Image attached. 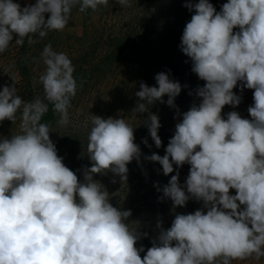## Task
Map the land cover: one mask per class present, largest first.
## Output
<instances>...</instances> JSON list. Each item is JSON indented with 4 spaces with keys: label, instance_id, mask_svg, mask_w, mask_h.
<instances>
[{
    "label": "clouds",
    "instance_id": "9594fccd",
    "mask_svg": "<svg viewBox=\"0 0 264 264\" xmlns=\"http://www.w3.org/2000/svg\"><path fill=\"white\" fill-rule=\"evenodd\" d=\"M116 2L130 6L129 0ZM108 4L36 0L21 7L0 0V53L14 37L17 45L25 38L32 44L36 34L43 38L49 31H63L77 5L84 13ZM184 6L194 14L184 27L180 49L205 81L195 92L201 102L182 114L165 155L144 159L158 162L165 176L173 173V165L189 164L184 185L177 172L158 190L174 208L195 199L207 211L176 214L167 229L158 222L159 234L141 258L145 249L136 244L147 233L130 227L131 211L113 206L105 186L94 179L111 172L121 182L127 180V165L141 158L134 127L124 118L93 115L87 144L92 163L78 179L58 155L50 126L41 123L50 103L59 114L57 123L66 126L78 87L68 55L48 44L41 53L43 100H23L14 85L0 90V122L14 123L18 112L20 119L17 134L0 138V264H232L264 257V0H227L219 12L209 0ZM155 80L157 86L140 83L135 93L140 103L133 111L147 113L144 125L160 148L161 124L150 106L165 103L167 96L166 104L175 107L182 86L166 72ZM238 82L241 91L254 90L250 119L237 111L225 119L224 106L241 103L233 91Z\"/></svg>",
    "mask_w": 264,
    "mask_h": 264
},
{
    "label": "rangeland",
    "instance_id": "374dc122",
    "mask_svg": "<svg viewBox=\"0 0 264 264\" xmlns=\"http://www.w3.org/2000/svg\"><path fill=\"white\" fill-rule=\"evenodd\" d=\"M14 2L24 7L34 5L36 0ZM188 2L198 3V0H129V7H122L116 0H109L107 6L101 5L96 11L88 9L84 13L79 11L77 5L72 9L70 21L63 31H49V38L34 42L37 59L30 77H17L20 84L26 85V94L21 96L23 100H43L44 90L39 77L46 68L41 59L44 47L51 44L54 51L66 53L72 61L78 87L68 109L69 123L66 126L57 123L59 114L53 111L50 103L41 123L50 126V139L56 145L58 155L81 181L83 169L91 167L92 163L87 156V144L93 115L124 118L134 127V142L140 147L141 158L139 162L133 160L127 165V180L121 182L111 172L96 174L94 179L105 186L113 206L131 211L132 215L127 221L130 227L142 234L147 233L136 244L137 248L143 246L145 249L140 253L141 258L159 234L158 222L163 229H167L171 227L176 214H190L198 209L207 211L203 208V202L195 199H190L183 207L174 208L173 202L163 198L162 191L158 190L177 172L179 183L184 185L189 174V164L185 163L179 168L173 165V173L165 176L158 162L144 159L153 153L165 155V149L182 114L193 104L201 102L195 92L198 87H203L205 81L192 71V61L180 49L184 27L194 14V10L189 11L184 6ZM209 2L219 12L227 0ZM238 30L234 29V32ZM167 44L174 47V55L168 60L161 50ZM160 72L170 73L181 84L182 90L174 100L175 107L166 104L167 96L163 97L165 103L156 102L150 106V111L158 115L161 124L158 135L162 145L157 148L144 125L147 113L137 114L133 109L140 103L135 95L140 90V83L157 86L155 76ZM233 91L242 97L241 103L235 108L225 105L222 117L226 119L227 113L237 111L242 118L250 119L248 108L254 103V90L244 88L241 91L238 82ZM14 128L16 130L12 135L19 132L18 124ZM144 139H147V145L142 142ZM230 194L235 195V190H230ZM232 264H264V257L259 260H233Z\"/></svg>",
    "mask_w": 264,
    "mask_h": 264
},
{
    "label": "trees",
    "instance_id": "16d2710c",
    "mask_svg": "<svg viewBox=\"0 0 264 264\" xmlns=\"http://www.w3.org/2000/svg\"><path fill=\"white\" fill-rule=\"evenodd\" d=\"M47 18L48 15L45 14V19ZM48 34L43 38L39 37L37 34V37L33 38V36L32 39L34 42H42L44 39L50 37ZM16 45L17 44L13 41L10 43L9 48L5 52L0 53V90H2L5 85H14L16 87V94L21 97L24 96V93L26 94V85H24V83L20 84L21 81L20 79H17V77L24 79L29 78L34 72L35 61L37 58L35 57V45L34 43L29 44L27 38H25L24 44L21 45V47ZM161 50L162 53H164L163 56L166 60L172 59L174 55V47L167 44L163 45ZM166 73L169 75L170 79L176 81L171 77L170 73ZM17 124H20L19 112L17 113V120L14 123L9 120L0 122V138H10L12 132L16 130L14 126Z\"/></svg>",
    "mask_w": 264,
    "mask_h": 264
}]
</instances>
